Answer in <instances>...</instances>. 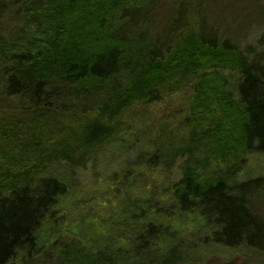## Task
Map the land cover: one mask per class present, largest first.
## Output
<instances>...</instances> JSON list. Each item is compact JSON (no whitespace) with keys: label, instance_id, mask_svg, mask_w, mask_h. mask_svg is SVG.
<instances>
[{"label":"trees","instance_id":"trees-1","mask_svg":"<svg viewBox=\"0 0 264 264\" xmlns=\"http://www.w3.org/2000/svg\"><path fill=\"white\" fill-rule=\"evenodd\" d=\"M208 1L0 0V264H194L208 246L264 253V214L252 209L264 172L236 178L247 154L264 153V33L245 47L211 34ZM186 86L185 132L158 126L135 154L167 167L180 156L176 177L125 203L102 238L56 231L69 183L55 170L109 142L128 107Z\"/></svg>","mask_w":264,"mask_h":264},{"label":"rangeland","instance_id":"rangeland-1","mask_svg":"<svg viewBox=\"0 0 264 264\" xmlns=\"http://www.w3.org/2000/svg\"><path fill=\"white\" fill-rule=\"evenodd\" d=\"M257 6L263 15H257ZM203 11L202 27L206 31L209 30L211 34L224 33L227 39L235 40L239 46L245 47V42L261 37V33H264V0H257L249 8H245V0H209ZM190 95L191 88L186 86L160 103L128 107L121 113V123L117 126L119 129L109 142L95 145L87 154L88 157L79 160L71 168L56 169L55 173L65 176L69 186L58 200L59 215L52 222L60 226L54 224L53 228L58 229L56 231L61 235L76 236L83 244V234L94 240L104 237L116 228L115 225L119 226L125 203L149 192L158 196L176 177L180 156L167 167L139 163L135 154L141 148L148 149L158 126L166 128L167 134L174 133L175 137L185 132L179 120L185 113ZM173 110L176 115L171 112ZM209 166L212 168V165ZM262 172L264 153L247 154L236 178L255 176ZM252 209L256 214L263 215L264 198L254 200ZM185 228L192 229V235L197 232L191 221L185 223ZM194 254V260L197 259L194 264H255L264 259V253L251 255L244 253L241 247L208 246L197 248ZM8 264L20 263L14 260Z\"/></svg>","mask_w":264,"mask_h":264}]
</instances>
